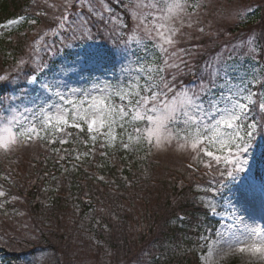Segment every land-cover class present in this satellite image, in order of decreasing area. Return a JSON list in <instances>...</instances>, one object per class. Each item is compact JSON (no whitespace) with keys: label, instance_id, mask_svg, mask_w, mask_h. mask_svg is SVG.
I'll use <instances>...</instances> for the list:
<instances>
[{"label":"snow or ice","instance_id":"snow-or-ice-1","mask_svg":"<svg viewBox=\"0 0 264 264\" xmlns=\"http://www.w3.org/2000/svg\"><path fill=\"white\" fill-rule=\"evenodd\" d=\"M44 3L52 10L50 25L29 44L26 57L16 59L14 74L0 75V155L36 141L63 145L68 128L82 132L85 126L93 148L76 159L92 154L97 142L144 151V158L174 148L190 155L189 169L203 166L202 175L210 177L206 187L196 186L203 195L193 198L205 215L217 212L218 197L232 208V223L217 231L202 264L221 251L246 256L245 264H264V224L258 222L264 221V161L258 167L254 151L256 137L264 139V28L250 30L238 45H224L198 67L192 62L196 47H179V37L201 25L208 0ZM250 14V8L233 13L239 23ZM25 22L37 20L21 15L0 29ZM97 37L109 43H97ZM109 73L111 79H101ZM3 179L14 183L10 174ZM17 199L0 184V210ZM156 244L149 243L137 264H156L157 254L180 248L176 240Z\"/></svg>","mask_w":264,"mask_h":264},{"label":"trees","instance_id":"trees-1","mask_svg":"<svg viewBox=\"0 0 264 264\" xmlns=\"http://www.w3.org/2000/svg\"><path fill=\"white\" fill-rule=\"evenodd\" d=\"M251 7L255 8L243 23L234 20L216 30L210 29L211 20L206 18L202 23L205 32L197 30L193 33L196 40L193 45H209L215 37L221 38L226 33L247 37L252 29L259 32L264 28V0H250L242 8ZM38 11H47L49 15L37 16ZM21 15L36 19L37 23L25 22L10 29H0V75L14 74L16 59L26 57L29 44L51 23L52 10L47 8L44 0H0V24ZM214 32H217L216 36ZM96 41L109 43L100 37ZM189 45L188 42L186 46ZM69 132V142L63 145L57 142L44 147L32 143L23 147L30 152L26 157L28 168L20 164V153L16 151L0 155V184L8 197H19L6 204L8 209L0 210L1 264H19L25 262L24 256H37L33 250L25 255L7 249L8 238L15 239L11 236L28 229V225H32L34 235L41 239L33 249H45L42 254L47 261L42 264H73L77 260L65 251L74 239L73 231L88 237L87 240L78 237L81 248L85 250V244L89 252L104 255V264H137L149 243L158 248L156 241L160 240H176L180 248L174 253L166 252L163 257L157 254L156 264H198L199 253L205 249L201 237L213 235L218 219L211 211L205 215L202 205L195 203L193 198L202 196L203 191L197 189L194 178L187 181L178 173L176 165L167 163H162L165 169L161 173L155 168L161 163L149 156L144 158L145 155L121 152L112 163V157L100 154L108 149L99 146L95 147V153L80 162L76 154L87 150L83 146V140L88 139L87 130L71 129ZM185 171L187 173V169ZM9 174L14 183L3 179ZM222 200L218 197L216 205L220 206ZM177 215L185 217L183 223L175 220ZM164 247L170 245L166 243ZM149 264H152L151 260Z\"/></svg>","mask_w":264,"mask_h":264},{"label":"rangeland","instance_id":"rangeland-1","mask_svg":"<svg viewBox=\"0 0 264 264\" xmlns=\"http://www.w3.org/2000/svg\"><path fill=\"white\" fill-rule=\"evenodd\" d=\"M248 1L250 0H208V7L201 11V15H200L201 25H197L196 27H193L191 29L185 28L184 33L186 32V30L188 32H193V33L197 31V28L199 26H202V23L205 22L206 18H209L211 20L210 29L212 30H216L219 26L224 25L226 23L233 22L234 20H236L233 13H235L237 10L243 9L242 7ZM48 2L52 4H59L60 0H48ZM254 8L255 7H251L250 8L251 11ZM193 33L191 34L185 33L184 36L179 37L180 43L178 46L184 47L186 49H192L194 46L196 47L195 54L192 57V62L195 63L198 67L202 65L204 61L207 60L210 56H214L216 53L220 52L221 49L224 47V45L226 44L229 46L234 45V42L236 40L238 42H236L235 45H238L240 41L244 37H246V36H242L239 34H236L233 36V35L226 33V35L224 34V36H222L221 38H219V36L215 37L214 41L210 43L209 45L207 44L203 46L201 44L193 45V43L196 42V40L193 39V36H194ZM214 34L216 36L217 32H214ZM49 39H52V37H49ZM182 42L185 45H183ZM188 42L190 43L189 47L186 46ZM225 55H227V52H225ZM53 59L57 60V62L59 61V57H53ZM96 75H99V74H96ZM111 76L112 74L109 73L107 77H101V79H111ZM116 77L119 78V73L116 75ZM73 86L74 87H84L87 85L77 84ZM84 128H86V126ZM70 129H75V128H68L67 131L69 132ZM61 138L65 139L66 136H62ZM78 139L81 140V138H78ZM84 141H87V144H85ZM36 143H39V144L43 143L44 147H49V144L43 141H36ZM83 146L87 147V150H83L80 153L89 152L93 148V142L88 138L87 140H83ZM98 146H99V142H97L96 144V147ZM106 149H108V151L106 150L103 151L104 153H106V155H102V156L106 158H110V159L112 157V163L116 161V158L121 156V152L122 153L123 152L132 153V155L134 156L145 155L144 151L128 152L122 149L118 143L114 147L106 148ZM18 151H20V154L18 155V161L24 168H28V164L26 163V157L30 156V152L23 150L22 147L16 150V152ZM254 151H255V155H260V160L263 161L264 141H261L259 137H256V144H255ZM94 153H95V150H94ZM85 157L86 156L81 155L78 161L82 162ZM149 157H152L151 159L153 160L156 159L157 162L161 163L159 164V166H157L158 164H156L157 167H155L158 170H160L161 173H163L165 169V166L163 164L167 163V165L168 164L172 166L176 165V170L178 171V173L182 174V176L187 181H192V177H193L195 184L201 185L202 187L207 186L209 182L210 177L206 175H202V173L206 171V169H204L203 166H201L198 171L193 172L185 164V163H188V164L191 163L190 155L182 153V152H178L174 148H169L165 151H158V152L153 151L152 154L149 155ZM155 168H154V172L157 173ZM185 169H187V173ZM224 195L227 196V194H224ZM13 201L15 200H9L8 203H11ZM130 204H132V202H130ZM6 207L7 206L5 205V208H4L5 210L8 209ZM11 210H15V209L11 208ZM231 212H232V208L229 204L225 202V200L220 204V208H217V212L215 213V215L220 220V224L212 237H208V236L204 237V240H207L206 250L205 252L200 254V264H202V258L207 256V253L209 251V246L210 245L215 246L214 242L218 239L217 231L218 230L224 231L227 228V226L232 223ZM256 212H257V215H259V212H260L259 202H257V205H256ZM240 214L244 215V213H240ZM3 217H7V216L3 215ZM258 222H261L262 224H264V221H258ZM33 232L34 231L32 229V225H28V229L21 230L19 234L16 236H11V237H14L15 239H10L9 237L6 242L8 250L21 251L25 255L31 254L32 250L34 251V254L36 253L37 256L35 257L33 256L32 257L30 256L22 257L25 259V262H21L19 264H42L43 262L45 263L47 261L45 255L42 254V252H44L45 249L43 248L33 249V246L41 243V239L39 238V236L34 235ZM73 235H74V239L71 240V243L68 244V248L65 249V251L68 254L70 252V255L75 256L73 258L77 259L73 262V264H104V259H105L104 255L100 254L99 252H94V251L89 252L87 250L88 247L85 244H84L85 250L82 249L83 247L81 248L78 237H84L87 240L88 237L86 235L82 234L81 232L78 234L77 231L75 232L73 231ZM59 248L63 249L62 246H59ZM72 251H73V254H72ZM225 251H226V246H225ZM94 258H96L97 260H95ZM246 260H247L246 256H241V255L225 256L224 252L221 251L218 253H214L213 259L209 261L208 264H245ZM66 261L69 262L68 259H66Z\"/></svg>","mask_w":264,"mask_h":264}]
</instances>
